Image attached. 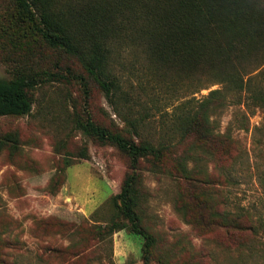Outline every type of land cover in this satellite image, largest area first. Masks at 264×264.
Listing matches in <instances>:
<instances>
[{"label": "rangeland", "instance_id": "rangeland-1", "mask_svg": "<svg viewBox=\"0 0 264 264\" xmlns=\"http://www.w3.org/2000/svg\"><path fill=\"white\" fill-rule=\"evenodd\" d=\"M117 12L128 34L132 8ZM18 13L0 0V82L48 81L31 91L28 115L0 116V140H12L0 148V264H143V241L113 200L132 163L90 125L158 152L134 173L138 224L153 239L148 264H264V105L253 98L264 97V58L235 91L152 63L123 40L110 56L122 90L115 112L78 60L45 45ZM213 90L224 99L209 114L221 143L208 145V123L204 137L182 136V120ZM208 198L222 222H236L231 237L208 227Z\"/></svg>", "mask_w": 264, "mask_h": 264}, {"label": "trees", "instance_id": "trees-1", "mask_svg": "<svg viewBox=\"0 0 264 264\" xmlns=\"http://www.w3.org/2000/svg\"><path fill=\"white\" fill-rule=\"evenodd\" d=\"M14 1L20 20L31 21L36 35L49 48L75 57L115 112L122 90L110 56L114 46L123 40L130 42L134 52L142 50L152 63L189 71L198 78L211 75L235 91L244 89L243 77L249 75L244 74L247 66L264 58V11L256 8L257 0H77L60 4L59 0ZM121 5L132 8L128 22L136 27L128 34L121 33L124 30L113 23ZM138 6L142 10L134 12ZM43 81L48 80L34 77L1 81L0 116L28 115L32 106L30 93ZM221 94L219 90L210 91L195 112L182 120V136L204 137L208 123V145L221 143L212 130L209 115L212 107L223 104ZM253 98L264 105V97ZM203 109H208V118ZM131 128L136 137L135 125ZM89 129L100 141H107L126 154L132 163V174L113 200L119 216L129 222L130 231L142 239L141 259L148 264L153 239L138 224L134 173L139 158L157 157L158 152L147 141L134 142L92 125ZM11 142V138L0 140V148ZM209 201L211 198L208 227L219 223L231 237L236 222H222L223 217Z\"/></svg>", "mask_w": 264, "mask_h": 264}]
</instances>
